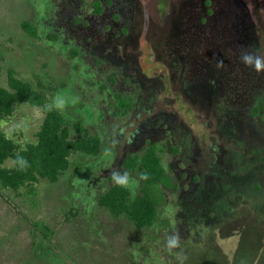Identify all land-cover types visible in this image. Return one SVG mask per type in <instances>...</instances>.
Returning <instances> with one entry per match:
<instances>
[{
    "label": "rangeland",
    "instance_id": "1",
    "mask_svg": "<svg viewBox=\"0 0 264 264\" xmlns=\"http://www.w3.org/2000/svg\"><path fill=\"white\" fill-rule=\"evenodd\" d=\"M242 47L264 55V0H0V86L11 71L100 142L34 196L0 187V264H264V71ZM41 119L16 104L0 132L23 149ZM147 144L174 188L139 229L96 198L113 171L134 196L123 161Z\"/></svg>",
    "mask_w": 264,
    "mask_h": 264
},
{
    "label": "trees",
    "instance_id": "2",
    "mask_svg": "<svg viewBox=\"0 0 264 264\" xmlns=\"http://www.w3.org/2000/svg\"><path fill=\"white\" fill-rule=\"evenodd\" d=\"M21 28L25 33L34 35V30L26 24L22 23ZM20 103L37 108L42 119L35 134V142L25 145L23 149L16 150L0 132V187L13 192L24 187L28 195L34 196L33 184L39 179L54 183L66 170L71 154L95 156L100 152V142L79 123L66 120L58 108L47 103L43 95L7 71L5 86H0V121ZM131 103L129 98L118 96L115 107L121 113H126ZM69 128L73 131L72 138ZM19 157H23L27 164L23 165ZM8 158L13 160V166L2 167ZM123 168L128 174L136 172L138 175L134 196L130 198L126 189L110 179L107 188L96 198L97 204L113 218L123 216L135 228H150L156 220L157 207L164 200L162 189L174 188L160 165L157 147L147 144L139 156H127ZM145 174L146 179L142 178Z\"/></svg>",
    "mask_w": 264,
    "mask_h": 264
},
{
    "label": "clouds",
    "instance_id": "3",
    "mask_svg": "<svg viewBox=\"0 0 264 264\" xmlns=\"http://www.w3.org/2000/svg\"><path fill=\"white\" fill-rule=\"evenodd\" d=\"M240 62L245 66L251 68L254 72L260 73L264 71V55L256 53L254 50L249 48H241L240 49ZM223 61H218V64H222ZM19 160L22 162L23 165L27 164V161L23 157H19ZM112 177L115 182L120 185L124 186L127 182V174H121L118 171L112 172ZM144 179L147 178L146 174L142 177ZM179 242V235H173L168 238V246L175 247L178 246Z\"/></svg>",
    "mask_w": 264,
    "mask_h": 264
}]
</instances>
